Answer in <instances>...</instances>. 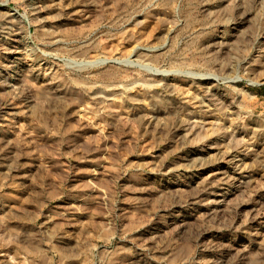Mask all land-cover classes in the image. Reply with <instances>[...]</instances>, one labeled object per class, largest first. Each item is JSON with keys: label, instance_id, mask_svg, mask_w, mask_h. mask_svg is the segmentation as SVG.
Returning a JSON list of instances; mask_svg holds the SVG:
<instances>
[{"label": "rangeland", "instance_id": "obj_1", "mask_svg": "<svg viewBox=\"0 0 264 264\" xmlns=\"http://www.w3.org/2000/svg\"><path fill=\"white\" fill-rule=\"evenodd\" d=\"M0 264H264V0H0Z\"/></svg>", "mask_w": 264, "mask_h": 264}, {"label": "bare ground", "instance_id": "obj_2", "mask_svg": "<svg viewBox=\"0 0 264 264\" xmlns=\"http://www.w3.org/2000/svg\"><path fill=\"white\" fill-rule=\"evenodd\" d=\"M102 62H105V61H102ZM102 62H101V63H102ZM95 63H96V62H95ZM97 63L99 64V61H98ZM101 63H100V64H101ZM92 64H93V63H92ZM102 64H103V63H102ZM86 65H87V64H86ZM140 65H141V64H140ZM140 65H139V66H140ZM82 66H83V65H82ZM90 66H91V65H90ZM92 66H94V65H92ZM141 67H142V66H141Z\"/></svg>", "mask_w": 264, "mask_h": 264}]
</instances>
